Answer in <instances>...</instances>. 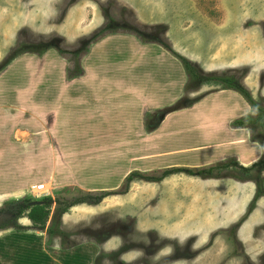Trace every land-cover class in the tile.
<instances>
[{
  "label": "rangeland",
  "instance_id": "rangeland-1",
  "mask_svg": "<svg viewBox=\"0 0 264 264\" xmlns=\"http://www.w3.org/2000/svg\"><path fill=\"white\" fill-rule=\"evenodd\" d=\"M113 34L159 47L181 68L184 59L195 70L188 76L183 68L186 82L180 98L146 112L145 134L174 113L180 116L176 123H183L182 114H189L188 108L201 97L227 87L226 82L202 77H232L264 108V0H0V76L19 60L17 68H22L17 75L24 78L14 93L17 106L11 104L16 108L4 106L10 103L5 98L0 106V115L2 110L19 112L9 119L0 117V130H4L0 131L4 136L0 158L6 152L7 162L15 161L8 170L24 168L31 178L20 191L11 188L0 193V264H264V224L247 227L257 201L264 198V170L245 173L235 159H227L201 168L171 167H219L203 177L180 172L151 181L148 178L160 177L171 168L149 171L132 166L125 171L126 177L134 172L141 177L128 183L126 177L113 181L101 171L88 174L98 176L87 180L90 177L82 172L87 162L81 161V154H100L107 161L111 157L106 150L95 148L89 153L80 146L74 150L80 159L71 157L64 163L66 170L71 168L67 176L53 175L56 152L52 154L36 132L43 126L37 117L49 125L45 115L50 107L33 99L46 70L34 62L49 61L56 54L66 64L68 79L82 77L91 45ZM251 112L255 116L257 111ZM76 117L80 120L82 114ZM19 125L28 128L19 137L36 138L31 150L8 141ZM102 135L87 140L88 144L108 142ZM144 159L149 160L147 155ZM45 183H50V191L35 198L32 188ZM92 183L99 188L93 189ZM102 192L109 195L97 203L76 202L63 214L58 209L56 200L71 203ZM257 192L262 196L252 208ZM47 197L53 202L45 227L40 228L27 218L25 200Z\"/></svg>",
  "mask_w": 264,
  "mask_h": 264
},
{
  "label": "crops",
  "instance_id": "crops-1",
  "mask_svg": "<svg viewBox=\"0 0 264 264\" xmlns=\"http://www.w3.org/2000/svg\"><path fill=\"white\" fill-rule=\"evenodd\" d=\"M57 58L53 54L49 61L34 62V65L46 70L47 76L45 74L39 80L40 90L36 91L39 93L33 95V99L50 107L45 115L49 125L42 123L43 117H37L43 126L36 131L41 136L35 134L41 143H47L52 154L56 152V171L53 169V175L67 176L71 168L66 170L64 163L71 157H75L72 159L74 161L80 159V153L74 151L80 146L89 153H94L91 151L95 148L106 150L111 157L107 161L108 157L100 159V154H81V161H86L87 165L83 171L82 168L79 170L84 172L85 178L90 177L87 180L98 176L88 174L101 171L110 180L122 181L126 177L125 171L133 169L132 166L149 171L171 167L201 168L235 159L239 165L249 167L263 155L262 146L251 140L247 128L231 127L233 121L252 115L248 103L233 90L207 94L188 108L190 115L182 114L183 123H176L180 116L174 113L168 115L152 133L145 134L143 122L146 112L174 103L182 96L186 82L179 62L159 47L142 45L130 35H109L91 45L83 60L85 73L75 79L66 77V64ZM18 65L19 60L11 63L4 76H0V106L3 98L10 102L4 106H17L14 93L24 82V78L17 75L20 72L18 69L22 68H17ZM8 91L13 93L6 95ZM12 110H2L4 113L0 117L9 119L17 116L19 112ZM80 113L82 119L79 120L76 114ZM28 121L33 123L32 119ZM204 123L206 127L200 126ZM17 127L14 134L8 136V141L14 147L32 149V142L36 138L25 140L19 137L28 128L22 125ZM84 131L90 135H83ZM97 134L108 137L105 140L108 142L99 141V144L89 145L88 141H94ZM3 140L4 136L0 135V144ZM66 149L72 152L66 154ZM145 149L152 150V153H146ZM17 154L18 151L15 158ZM6 155L3 152L0 158V193L8 192L11 188H14L12 191H20L28 181L31 182V178L24 168L8 170L7 166H12L15 161L11 159L7 162ZM145 155L149 160L144 159ZM92 157L95 159L92 160ZM113 168L117 169V173ZM92 184L96 186L93 189L99 188V184ZM45 185L50 186V183ZM36 186L32 189L35 190ZM256 204L247 222L249 228L264 224V198H260Z\"/></svg>",
  "mask_w": 264,
  "mask_h": 264
},
{
  "label": "trees",
  "instance_id": "trees-1",
  "mask_svg": "<svg viewBox=\"0 0 264 264\" xmlns=\"http://www.w3.org/2000/svg\"><path fill=\"white\" fill-rule=\"evenodd\" d=\"M9 63H10V61L5 65L7 66ZM181 63H182L183 68H184V70L188 76L192 75L195 72V70L192 68V65L190 62L182 59ZM6 66H4V67H6ZM201 79H203V80L216 79V80L222 81L224 83L226 82L227 87L222 89V90H233V91L237 92L248 103V105L250 106L252 111L253 110L257 111L255 116L248 114V115H245V116L233 121L232 126L234 128H247V129H249L250 133H251V140L253 142H257L263 148V157L259 161L252 164V166H250L249 168H246V167L239 165L240 170L242 172H245V173L251 172L252 170H254L256 168H259L260 170H264V108L260 107L258 105V103L250 95L249 91L246 88H244L242 85L237 83L236 80H234V78H232V77H229V76L207 77V78L202 77ZM231 83H235V84H231ZM185 89H186V87H185ZM258 129L261 130L260 135H259ZM223 166H226V164H224ZM216 167H218V166L208 167V168L198 169V170H190V169H186V168H171V169L164 170L162 172V174L160 175V177L153 178V176H152L148 179L151 181H159V180H162L169 175H172L174 173H180V172H183L185 174L192 175V176L203 177V176L211 175L212 171ZM220 167H222V166H220ZM135 176L141 177V174L139 172L131 173L129 176L126 177V179H125L126 183L130 182ZM146 179H147V177H146ZM256 187L260 188L259 183H256ZM261 194L262 193H258V192L256 193V195H255V197L251 203L252 208L254 207L256 200L260 196H262ZM108 195H109L108 192H102V194L101 193L100 194H94V195L89 194V195L83 196V198H80V200H75L74 202H71V203H64L63 204V202H58L57 200H56V202L59 205L58 209L60 210V213L63 214L67 211V209L70 206H72L73 204L75 205L76 202H85V201L89 200L93 203H97L100 201V199H103V197H106ZM32 202L33 201H31V200H25V203H26L25 208L28 209L27 218L33 223L34 226H38L40 228H43V227H45L47 218L49 217L50 207H51V203L53 202V200H52V198L47 197V198H43L40 201V203L32 204ZM23 213H24L23 208H20L18 211L19 216L23 215Z\"/></svg>",
  "mask_w": 264,
  "mask_h": 264
},
{
  "label": "built area",
  "instance_id": "built-area-1",
  "mask_svg": "<svg viewBox=\"0 0 264 264\" xmlns=\"http://www.w3.org/2000/svg\"><path fill=\"white\" fill-rule=\"evenodd\" d=\"M46 190L43 189V184L38 185L36 188L35 198L39 199L40 197L46 196L47 193H45Z\"/></svg>",
  "mask_w": 264,
  "mask_h": 264
},
{
  "label": "bare ground",
  "instance_id": "bare-ground-1",
  "mask_svg": "<svg viewBox=\"0 0 264 264\" xmlns=\"http://www.w3.org/2000/svg\"><path fill=\"white\" fill-rule=\"evenodd\" d=\"M38 187V185L36 186V188ZM43 189H45L46 190V192H48L49 191V189H50V186L49 185H43ZM36 190V189H35ZM35 193H36V191H35Z\"/></svg>",
  "mask_w": 264,
  "mask_h": 264
},
{
  "label": "water",
  "instance_id": "water-1",
  "mask_svg": "<svg viewBox=\"0 0 264 264\" xmlns=\"http://www.w3.org/2000/svg\"><path fill=\"white\" fill-rule=\"evenodd\" d=\"M37 203H40V201H35V202H32V204H37Z\"/></svg>",
  "mask_w": 264,
  "mask_h": 264
}]
</instances>
